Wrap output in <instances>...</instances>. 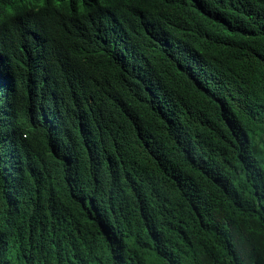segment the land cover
Masks as SVG:
<instances>
[{
    "label": "trees",
    "instance_id": "obj_1",
    "mask_svg": "<svg viewBox=\"0 0 264 264\" xmlns=\"http://www.w3.org/2000/svg\"><path fill=\"white\" fill-rule=\"evenodd\" d=\"M263 137L264 0H0V264H264Z\"/></svg>",
    "mask_w": 264,
    "mask_h": 264
},
{
    "label": "rangeland",
    "instance_id": "obj_2",
    "mask_svg": "<svg viewBox=\"0 0 264 264\" xmlns=\"http://www.w3.org/2000/svg\"><path fill=\"white\" fill-rule=\"evenodd\" d=\"M261 140H264V137H263ZM261 144H262V145H261ZM261 144L259 143L258 145L260 146V147H259V151L261 152L262 160H263V162H264V141L261 142Z\"/></svg>",
    "mask_w": 264,
    "mask_h": 264
}]
</instances>
